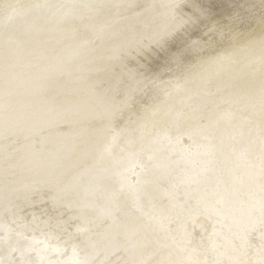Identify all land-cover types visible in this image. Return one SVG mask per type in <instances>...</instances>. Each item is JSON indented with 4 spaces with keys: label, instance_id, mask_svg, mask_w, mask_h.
<instances>
[{
    "label": "rangeland",
    "instance_id": "obj_1",
    "mask_svg": "<svg viewBox=\"0 0 264 264\" xmlns=\"http://www.w3.org/2000/svg\"><path fill=\"white\" fill-rule=\"evenodd\" d=\"M181 1L0 0V226H4L0 238L7 236L5 246L7 240L20 241L12 245L25 239L55 241L58 255L92 256L89 264H251L243 237L258 224L264 226V204L247 216L241 212L239 218L250 230L242 232L243 245L240 247L236 235L234 244L221 251L219 242L204 247L192 224L186 239L178 234L167 240L169 229L159 227V223L166 226L162 216H157L158 222L148 223L143 210L151 203L166 210V198L157 189L148 188L141 209L129 211L114 178L106 176L104 181L91 176L103 164L101 149L115 122L123 118L128 125L134 124L148 98L171 77L172 68L195 54L175 58L199 35L197 15L235 12L243 3L202 0L196 9V4L187 6ZM262 4L241 18L236 28H249L263 19ZM16 8L24 9L23 14L9 19L7 15ZM261 31L264 36V28ZM232 32L226 41L242 33ZM260 42L258 39L257 46ZM235 55L214 58L213 66L220 70ZM223 73L217 71L215 76ZM217 77L205 80L213 86ZM186 91L191 97L199 94L193 83ZM240 126L232 137L241 134ZM175 129L174 125L172 131ZM185 149L181 153L186 154ZM178 154L169 157L183 156ZM33 155L39 158L33 157L36 163ZM168 181L171 179H159L156 185L163 190ZM5 246L0 245V255L7 250ZM258 264H264V254Z\"/></svg>",
    "mask_w": 264,
    "mask_h": 264
},
{
    "label": "bare ground",
    "instance_id": "obj_2",
    "mask_svg": "<svg viewBox=\"0 0 264 264\" xmlns=\"http://www.w3.org/2000/svg\"><path fill=\"white\" fill-rule=\"evenodd\" d=\"M199 1L202 0H182L181 3L187 6L196 4V9H200ZM262 3L264 0H243L242 6L235 12L218 16L207 13L197 15L195 24L199 35L189 46L179 50L175 58L178 60L190 52L195 54L186 61L182 59L180 65L178 62L177 68L174 66L176 69L172 68L174 71L168 73L171 77L162 83V89L154 92L153 98H148L147 103L139 110L134 124L128 125V119L121 117L115 122L110 137L101 149L103 164L91 173V176L96 175L104 181L108 180L106 176L114 178L118 188H121L119 191L124 192L123 202L129 211L141 209V198L143 199L148 188L153 187L157 189L158 194L162 193L166 198V210L162 211L161 207L151 203L143 210V218L148 223H151V220L155 223L158 222L157 216H162L161 220L166 226L159 223V227L169 229L166 233L167 240H174V236L178 234L186 239V230L192 224L204 247H212L219 242L222 246L219 250L223 251L227 245L233 243L236 235L241 247L244 235L242 232L250 230L245 226L246 223L242 224L239 217L243 212L247 216L254 207L264 204V36L260 35L264 28V18L249 28H236L241 18L250 16L263 5ZM22 10L13 9L6 14L10 15V18L6 19L16 18L23 14ZM232 31L242 33L226 41L227 35ZM254 37L257 39L250 40L245 45L247 40ZM258 39H261L260 46H257ZM218 42L220 44L216 47ZM232 54L236 55L227 59L222 69H215L214 58H221L222 55L227 58ZM214 69L215 72L228 74L223 73L217 77ZM214 77H217L214 85L209 86L205 78ZM191 83L196 84L199 90V94L192 97L186 91ZM138 99L140 101V98ZM141 104L139 106H142ZM174 125L176 129L172 131ZM238 125H241V134L232 137ZM214 139L220 144L214 143ZM185 146L188 149H185L187 152L183 154L181 152ZM171 153L183 156L172 159L169 157ZM184 157L187 158L183 159ZM202 157L205 158L204 161L201 160ZM37 159L35 157V160ZM44 168L46 166H43ZM102 174L103 177H100ZM159 179L171 181H168V185L162 190V187L156 185ZM234 212L242 213L235 215ZM143 223L146 226V222ZM3 228L1 225L0 230L3 231ZM252 229L247 233L248 236L245 234L243 237H246L244 252L249 258L248 263L258 264L259 256L264 254V226L258 224ZM5 237L7 238H0L2 246H5ZM6 242L8 243L4 248L7 250L0 255V264H89L92 260V256L78 257L73 252L58 255L59 246L55 241L25 239L15 245L12 243L20 241ZM14 247H17V250L12 253ZM74 249L76 248L73 247L72 250ZM178 249L180 253L182 245ZM183 249L185 250L184 244Z\"/></svg>",
    "mask_w": 264,
    "mask_h": 264
}]
</instances>
